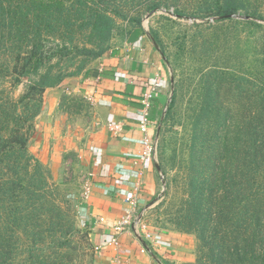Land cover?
Instances as JSON below:
<instances>
[{
  "label": "rangeland",
  "instance_id": "rangeland-1",
  "mask_svg": "<svg viewBox=\"0 0 264 264\" xmlns=\"http://www.w3.org/2000/svg\"><path fill=\"white\" fill-rule=\"evenodd\" d=\"M152 1H159L155 9L150 8ZM114 2L117 5L106 9L112 20L107 51L139 17L164 52L170 78L168 93L174 99L171 113L164 111L156 122L153 160L160 195L145 218L151 228L180 240L182 256L177 264H199L208 253L185 219V213L192 209L189 193L200 174L206 181L217 170L215 164L219 172L227 168V181L217 177L219 190L243 194L246 189L251 112L256 109L255 96L264 97V19L255 17L253 6L227 18L214 15L215 10H205L207 0ZM209 2L215 7L214 0ZM259 9L264 15V7ZM69 30L66 41L95 46L88 29ZM59 36L47 37L56 42ZM84 57L73 53L46 61L42 70L62 69L65 76L58 85L47 88L40 100L35 97L34 107H24L26 98L22 97L30 81L13 70L11 51L0 53V110L8 111L7 120L0 113L4 124L0 133H8V124L15 126L16 117L30 118L22 128L24 133L28 130L27 158L19 171L27 186L22 200L26 205L20 201L18 207L5 210L0 204L4 252L7 256L16 251V260L30 255L32 260H41L37 264H56L61 253L68 255L70 264H95L97 259L98 244L77 208L90 185L81 155L92 143L97 127L94 101L79 84L98 58L82 64Z\"/></svg>",
  "mask_w": 264,
  "mask_h": 264
},
{
  "label": "trees",
  "instance_id": "trees-1",
  "mask_svg": "<svg viewBox=\"0 0 264 264\" xmlns=\"http://www.w3.org/2000/svg\"><path fill=\"white\" fill-rule=\"evenodd\" d=\"M114 1L0 0V53L11 51L15 62L13 70L30 81L29 85L26 84V95L22 97L23 100L26 98L24 107H34V101L37 100L35 97L39 96L40 100L47 88L58 85L65 76L62 69L52 71V67H47L42 70L46 61L54 56L68 57L75 53V56L84 54L82 64H85L107 51L106 42L112 20L108 14L110 11L106 9L110 5H117ZM209 1L207 0L209 6H205V10L209 13L215 10L212 12L214 15L227 18L226 15L230 13L253 6L255 17L264 19V15L258 11L261 6L264 7V0H214L215 7H210ZM150 3V8L155 9L159 1ZM175 14L182 16L179 11H175ZM247 20L260 25L253 19ZM134 25L142 26L139 17H136L132 26ZM69 28L84 31L88 29L95 46L73 45L66 41L65 34L69 33ZM51 34L60 35L56 42L48 39L47 36ZM154 40L156 41L155 38ZM161 52L164 55L162 49ZM81 69L79 66L78 70ZM255 97L257 99L253 105L256 109L251 112L244 193L218 189V182L227 181V168H221L219 172L218 164H215L217 170L212 176L208 175L206 181L200 174L196 183L192 184L193 191L189 193V206L192 209L185 213V219L190 222L189 228L197 233L208 253L207 259L204 262L199 260V264H264V97ZM173 105L174 99L171 98L165 110L166 115L171 113ZM7 112L4 108L0 110V113L5 114L6 120ZM15 120V126L9 122L8 133H0V204L1 209L5 207V210L18 207L20 201V205H26L22 200L27 186L19 171L25 167L24 160L27 158L25 152L27 153L28 130L24 133L22 128L24 121L30 118H22L21 115ZM19 121L22 122L18 125ZM2 123L0 118V124ZM3 126L4 124L0 128ZM221 157L220 155L219 159ZM234 209L241 212L234 213ZM3 234L0 231V264H37V260L41 262L40 259L32 260L30 255L26 259L16 260L14 250L6 256L3 245L6 238ZM67 256L66 253H61L57 256L56 264H70Z\"/></svg>",
  "mask_w": 264,
  "mask_h": 264
},
{
  "label": "crops",
  "instance_id": "crops-1",
  "mask_svg": "<svg viewBox=\"0 0 264 264\" xmlns=\"http://www.w3.org/2000/svg\"><path fill=\"white\" fill-rule=\"evenodd\" d=\"M168 73L165 57L151 33L143 25H134L92 63L79 84L94 101L97 117L92 143L81 155L90 191L77 205L84 226L98 244L95 264H177L182 256V244L176 236L149 224L150 229L162 235L163 246L140 240L134 230L118 235L117 246L110 244L112 226L127 208L124 197L138 182L139 211L146 209L145 216L160 195L154 160L142 162L139 158L143 133L138 123L142 97L157 80L147 131L150 138L157 137V119L170 99ZM111 123H120L121 130L113 131L108 125ZM141 247L146 251L141 252Z\"/></svg>",
  "mask_w": 264,
  "mask_h": 264
},
{
  "label": "built area",
  "instance_id": "built-area-1",
  "mask_svg": "<svg viewBox=\"0 0 264 264\" xmlns=\"http://www.w3.org/2000/svg\"><path fill=\"white\" fill-rule=\"evenodd\" d=\"M157 91V80H153L151 88L147 93L144 94L141 100L142 108L140 111L138 125L140 131L143 133V137L141 139L142 150L139 155V158L142 162L146 159H153L154 154L156 152L157 138H150V136L147 134V131L150 125L149 111L151 107V98L153 94L157 93ZM108 125L115 132H119L121 130L120 123H111ZM90 186L91 185H88L85 188L83 192V197H86L88 195L90 191ZM139 192L140 183L138 182L133 187V190L124 197V202L127 204V208L124 214L120 217V219L112 226L114 235L112 238H110V244L117 246L119 243L117 239L118 235L128 231L132 232V230H134L135 234L138 238H140V240H150V242L158 246H163L165 241H163L162 235L160 233H155L153 229H150L146 218H144L146 209H141L139 211ZM140 251L145 252L146 247H141Z\"/></svg>",
  "mask_w": 264,
  "mask_h": 264
},
{
  "label": "water",
  "instance_id": "water-1",
  "mask_svg": "<svg viewBox=\"0 0 264 264\" xmlns=\"http://www.w3.org/2000/svg\"><path fill=\"white\" fill-rule=\"evenodd\" d=\"M229 16H232V15H231V14L226 15V17H229ZM246 17L248 18V16H246ZM169 101H170V99H169ZM169 101H168V102H169ZM165 110H166V109H165Z\"/></svg>",
  "mask_w": 264,
  "mask_h": 264
}]
</instances>
